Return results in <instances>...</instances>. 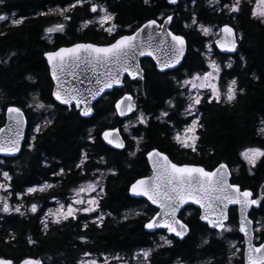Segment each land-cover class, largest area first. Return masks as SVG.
I'll return each instance as SVG.
<instances>
[{"label": "trees", "instance_id": "trees-1", "mask_svg": "<svg viewBox=\"0 0 264 264\" xmlns=\"http://www.w3.org/2000/svg\"><path fill=\"white\" fill-rule=\"evenodd\" d=\"M72 2L74 0H5L0 5V12L11 14L13 19L23 18L20 25L0 31V125L4 122L3 110L8 104L21 107L27 118V134L21 153L16 158L0 159L3 161L0 169L12 177V200L39 206L35 215L30 212H25V216L0 214V257L13 259L15 264L26 257L49 264H74L85 253H120L127 257L140 247L158 244V238L165 236L164 231L148 233L144 230V223L155 209L143 199H133L128 194V187L135 179L149 174L145 153L152 148L163 151L176 163L197 164L207 170L226 163L232 169L231 182L242 189H250L254 195H258L259 190L264 195L261 188L264 185V167L258 164L253 169L254 174L250 175L249 166L239 157L244 147L264 146V139L255 133L260 120L264 119V23L252 18V2L242 0L241 11L229 16L226 9L224 12L214 10L208 0H196L195 4L193 0H179L176 6L168 5L166 0H151L150 5H145L143 0H94L104 3L115 13L114 23L120 29L119 35L132 32L146 20L171 14V30L185 35L187 42L184 60L177 69L160 73L150 59H142L144 79L130 81L126 78L121 89H113L94 104L90 118L81 117L74 107L55 105L52 122L37 133L33 126L42 116L34 112L32 119L27 105L36 93L45 102L50 101V80L43 54L52 46L45 38L44 29L55 23H65L59 13L52 10L67 7ZM223 2L221 0V4ZM88 9L89 5L85 4L66 13L72 20L66 22L64 33L56 34L57 44L112 42L113 38L96 26L79 30L84 20L96 15ZM41 12L49 14L41 16ZM193 15L199 23H229L236 29L239 35L237 49L223 65L222 75L226 82L236 79L238 86L244 89L231 105L209 104L206 96L202 98L197 109L204 128L199 131L196 152L182 148L173 139L174 130L185 126L182 111L187 99L178 82L185 71L203 69L205 63L207 37L196 26L185 28V24L191 25ZM214 52L221 61L225 60L226 56L215 48ZM124 92L134 94L138 110L144 112L149 120L147 127L141 124L131 126V137L122 130L125 148L117 150L103 143L101 133L115 126L122 129V120L114 112V102ZM169 99L177 105L176 108L168 107ZM161 111H169L171 119L164 118L167 122L157 120ZM191 119L189 116L187 121ZM89 134L95 137V143L90 141ZM132 136L143 139L137 145ZM84 152L88 153L89 159L84 175H81L76 164ZM132 152H135L134 156L130 155ZM101 157L104 163H99ZM60 168L65 169L60 186L53 185L44 192L17 199L15 192L43 185L52 180L53 173ZM97 169L106 172L102 183L106 195L100 200L99 207L104 213L102 226L97 227L93 223L95 214H92L69 218L60 224L49 222L48 229L44 230L42 210L51 204L52 199H65L71 188L93 178ZM113 171L115 175L111 174ZM136 209L140 210V215H124L126 211ZM198 214L193 207L180 214L190 231L182 240L166 237L172 241V247L155 250L151 256L153 264H170L175 258L187 264H208L209 261L211 264H242V251L231 257L228 244L230 240L241 242L238 231L235 229L220 236L218 231L209 230L201 223ZM250 215H256L264 223V201ZM85 223L88 224L87 229L83 227ZM228 223L237 225L235 208L229 209ZM260 236H264V229ZM29 237L35 243L30 244ZM205 239L209 241L207 244L203 243ZM129 264L134 262L129 261Z\"/></svg>", "mask_w": 264, "mask_h": 264}, {"label": "snow or ice", "instance_id": "snow-or-ice-1", "mask_svg": "<svg viewBox=\"0 0 264 264\" xmlns=\"http://www.w3.org/2000/svg\"><path fill=\"white\" fill-rule=\"evenodd\" d=\"M4 2L5 0H0V5L4 4ZM143 2L145 5H150L151 0H143ZM195 2L196 0H193L194 4ZM168 3L176 4L177 0H168ZM208 3L214 10L224 12L226 9L229 16H234V14L241 11L242 0H224L222 4L221 0H208ZM85 4L89 5L88 11L96 15L92 19L84 20L79 30L83 31L90 25L96 26L98 30H102L112 37V42L102 45L91 42L75 43L70 47H61L54 51L46 52L45 56L49 64L52 80L56 82L55 90L52 91L51 96L61 105L69 106V108L74 106L79 110L80 116L89 117L94 112L92 101L97 100V97H102L106 89H113L114 86L122 87L123 81L121 77L124 73H127L132 80L144 79V71L140 66L138 57H152L156 61V67L163 73L167 69L175 68L176 65L181 63L186 51V39L185 35L175 34L168 30L167 25L173 21V16H164V14H161L162 23L158 22L161 17L150 19L130 34L119 35L120 29L114 23L116 19L115 13L110 11L104 3L94 2V0H74L67 7H57L52 10L53 13H59L65 23H56L45 28V38L51 42L52 34L64 33L66 22L72 20V17L66 15V13L77 7H83ZM48 14L45 12L39 13L41 16ZM251 16L264 23V0H255ZM8 19L7 15H0V21ZM22 22L23 18L12 20V24L16 26ZM192 26H196L205 37L216 34L213 32L212 27L199 23L195 15L191 17V25L185 24V28ZM128 27L131 28V25ZM219 32L223 33L224 36L215 42V47L220 48L222 51L234 52L237 47V34L234 28L229 24H224L223 27L219 28ZM206 48V55L210 57L213 44H207ZM228 67H231V64ZM208 68L210 71H206L203 74H192L189 79L178 82L179 87L188 90L189 103L182 113L185 117V127L182 132H177L173 139L182 148L191 149L193 152L197 151L196 144L200 140L199 131L204 128L197 109V106L202 101V97L199 94L200 90L205 89L211 93L207 100L209 104L215 102L228 105L233 104L238 99V96L244 92V89L238 86L236 79H232L226 87H221L218 80L221 67L215 60L209 59ZM84 73L92 74L90 77L85 76L84 78L87 80V86H84V80L81 79V75ZM192 90H196L197 94L192 95ZM32 101L33 103L29 104L28 107L34 110H47L53 107L52 104L41 102L39 94H34ZM167 104L170 109L177 107L171 99L167 101ZM115 109L116 114L123 117L127 116L128 113L136 112L137 106L133 102L132 95L125 94L116 102ZM7 112L12 124L7 126V135H0V153L14 155L20 151L21 147L24 112L20 107L16 106H9ZM189 116L192 117L190 123L187 121ZM164 118L171 119L169 111H161L159 116L156 117L161 122H167ZM148 120L149 117L140 111L136 115L135 123L147 127ZM50 123V120L45 121V125ZM130 124H132L131 120L124 125L125 132L129 131ZM35 131L37 133L41 131L40 125L36 126ZM4 132L5 129L0 128V133ZM255 133L257 137L264 139V119L260 120ZM102 138L115 149L125 148V143L117 129L105 130L102 133ZM89 139L92 143H95V137L91 136V134H89ZM132 139L139 145L143 137L132 136ZM29 147L31 148V145ZM130 155L134 156L135 152L130 153ZM239 157L249 166V174L252 175L254 174L253 169L258 164L260 167H264V146L244 147L240 151ZM147 158L152 166V175L135 180L129 187L130 195L145 197L151 204L160 208V211L144 224L145 229L151 230L162 227L181 240L184 239L190 229L187 223L177 217V213L185 204L191 202L199 205L201 210L199 218L201 221H205L213 229L227 232L230 229L225 223L227 220L226 210L230 204L238 205L241 212L240 232L245 233V242L248 243V249L245 252L247 264H264V243L255 247L251 244L250 239H247V237H250L249 226L252 221L245 216L250 207L260 206L261 201H264V195L253 198L254 194L252 191L248 189L241 190L238 184L229 183L228 178L231 173L226 163H220L215 169L209 171L199 165L175 163L169 159L168 155L155 148L147 152ZM88 159V153L84 152L81 154L80 162L76 164V168L81 170V175H84V168ZM104 162L103 157H101L99 163ZM0 163H3V161H0ZM68 171L71 172V169ZM97 172H99V169H97ZM111 174L115 175L116 173L113 171ZM53 175L64 176L65 169L60 168ZM93 175L95 177V174ZM103 175V173H100L101 177ZM0 176L3 177V181H7V183L0 182V191L5 193V195L0 196V213L8 215L16 213L20 216H25L26 213L21 211L22 205L13 206L9 202L13 195L11 188L12 177L9 172L0 170ZM52 187L53 185L50 183L31 186L25 190L15 192V195L17 199L22 200L25 196L44 192ZM261 188L264 189V185H261ZM72 191L73 197L71 198V203L67 204L66 210L65 204L57 201L59 207L55 211L49 209L45 213V218L41 219L44 230L48 229L49 220L51 224H60L63 221H68L69 218L76 219L78 213L89 214L97 212L100 207V200L106 195L99 178L91 179ZM93 193H96V195H92ZM85 195L88 197L86 200L84 198ZM27 211L34 215L37 214L38 205L32 203ZM135 214L140 215L138 211ZM108 215H111V213H108ZM127 218L125 216V219ZM103 221L104 214L101 213L93 223L100 227ZM83 227L87 229L88 224L85 223ZM12 239H15V236H12ZM161 240L164 245L171 247V240L166 239L164 236H161ZM28 242L30 244L35 243L30 237ZM208 242L205 239L203 243L207 244ZM152 251V249H141L137 255L148 261ZM90 255V253H85V256ZM114 259H119V257ZM0 264H14V260L0 257ZM19 264H43V261L33 257H26ZM80 264H97V261H81ZM104 264H109L107 257L104 259ZM176 264H182V261L178 258ZM208 264H211V261Z\"/></svg>", "mask_w": 264, "mask_h": 264}, {"label": "water", "instance_id": "water-1", "mask_svg": "<svg viewBox=\"0 0 264 264\" xmlns=\"http://www.w3.org/2000/svg\"><path fill=\"white\" fill-rule=\"evenodd\" d=\"M166 2H167V4L170 5V6H176V5L178 4L179 0H177V3H176V4H169V3H168V0H166ZM169 15H171V14H169ZM152 19H156V18H152ZM149 20H150V19H149ZM147 21H148V20L144 21V22L141 23L138 27L144 25ZM158 22L162 23V22H163V18H161L160 20H158ZM224 24H229V23H224ZM224 24H221L219 28L223 27ZM170 25H171V23L167 25V28H168V30L172 31L171 28H170ZM229 25L232 26L231 24H229ZM138 27H137V28H138ZM232 27H233V26H232ZM137 28H135L133 31H135ZM233 28H234V27H233ZM234 30H235V32H236V34H237V36H236V44H238V38H239V35H238V32L236 31L235 28H234ZM172 32H173V31H172ZM130 33H131V32H130ZM130 33H125V34H130ZM173 33H175V32H173ZM175 34H179V33H175ZM122 35H123V34H122ZM145 35H146V34H145ZM223 36H224V34L221 33V32H219V36H218V37L214 40V42H213L214 47H215V42H216L217 40L222 39ZM77 43H88V42H77ZM74 44H75V43H74ZM71 45H72V44H71ZM71 45H69V46H63V47H70ZM101 45H102V44H101ZM60 48H61V47H60ZM58 49H59V48H58ZM215 49H216V51H217L218 53H220V54H222V55H226V56H233V55L235 54V52H236V50H235L234 52L222 51L220 48H217V47H215ZM236 49H237V47H236ZM47 52H49V51H47ZM186 52H187V42H186V51H185V55H186ZM45 53H46V52H45ZM45 53L43 54V58H44L45 63H46V65H47V67H48L49 76H50V78H51V80H52V77H51V74H50L49 64H48L47 58H46V56H45ZM185 55H184V57H185ZM145 58L150 59V60L153 62L156 71H157V72H160L159 69L156 67V61L153 60L152 57H149V56H141V57H138V61H139L140 66H141L142 69H143V67H142V64H141V60H142V59H145ZM183 60H184V58L181 60V63H180L179 65H176L175 68L167 69L165 72L173 71V70L177 69L178 67L181 66ZM143 71H144V69H143ZM160 73H162V72H160ZM163 73H164V72H163ZM91 75H92L91 73H84L83 75H81V79L84 80V86H87V80L84 79L85 76H89V77H90ZM125 78H127V79L130 80V81H133L130 77H128L127 73H124L123 76L121 77V80L123 81V84H124V79H125ZM52 82H53V86H52L51 93H52L53 90H55V87H56V82L53 81V80H52ZM122 87H123V86H122ZM122 87H115V86H114L113 89H121ZM113 89H106V90H105V93L103 94V96H105L106 94H108L109 92H111ZM125 94H131L132 97H133V102L135 103L136 106L138 105V104H137V101H136V98H135V96H134L133 93H131V92H124V93H122V94L120 95V97H118V98L116 99V101L114 102V112H115V115H116L118 118L123 119V120L126 119L127 117L133 115V114L135 113V112H134V113H128L127 116H123V117H122V116H119L118 114H116L115 104H116V102H117L118 100H120L123 96H125ZM103 96H102V97H103ZM51 97H52V96H51ZM102 97H97V100L92 101V104L94 105V104H95L100 98H102ZM52 99L55 101L54 97H52ZM55 102L58 103V104H60L58 101H55ZM60 105H61V104H60ZM9 106H16V107H19V106L14 105V104H8L7 106H5V108H4V110H3V114H4V122H3L2 125H0V128L5 129V132H4V133H0V135H7V126H9V125L12 124V121L9 119V114H8V112H7V108H8ZM62 106H64V107H68V108H69V106H66V105H62ZM73 107H74V106H73ZM20 108H21V107H20ZM74 108H75V107H74ZM21 109H22V108H21ZM75 110H77V109L75 108ZM22 111H23V110H22ZM77 111L79 112V110H77ZM136 111H137V110H136ZM23 112H24V111H23ZM93 113H94V112H93ZM92 115H93V114H92ZM92 115H91V116H92ZM91 116H89V117H83V118H90ZM81 117H82V116H81ZM23 119H24V124H23V127H22V138H21V141H20V145H21V147H20V151L17 152V153H15L14 155H6V154H4V153H0V158H16V157L19 156V154L21 153V150H22L23 144H24V142H25L26 133H27V118H26L25 114H24V118H23ZM108 129H117V130L119 131V135H120V137L123 139V141H124V143H125V140H124V137H123V134H122V130H121V128H120L119 126H115V127L107 128V129H105V130H108ZM105 130H104V131H105ZM104 131H103V132H104ZM103 132H102V133H103ZM102 133H101V139H102L103 143H104L106 146H108V147H110V148H113L111 145H108V144L103 140V138H102ZM113 149H115V148H113ZM152 149H154V148H152ZM152 149H149L147 152L151 151ZM155 149H157V148H155ZM117 150H121V149H117ZM157 150H159V149H157ZM159 151H160V150H159ZM147 152L145 153V158H146L147 165H148V167H149V174L146 175V176H143V177L151 176V175H152V171H153V170H152V166H151V164L149 163L148 158H147ZM161 152H163V151H161ZM163 153H164V152H163ZM164 154H166V153H164ZM166 155H167V154H166ZM168 157H169V156H168ZM169 159H170V158H169ZM173 162H174V161H173ZM175 163H176V162H175ZM183 164H185V163H183ZM219 164H220V163H219ZM194 165H197V164H194ZM199 166H201V165H199ZM217 166H218V165H216L213 169H215ZM202 167H203V166H202ZM213 169H211V170H213ZM206 170H207V169H206ZM211 170H209V171H211ZM229 170H230V173H231V172H232L231 167H229ZM140 178H142V177H139V178H137V179H140ZM137 179H135V180H137ZM228 179H229V183H233V182H231V174L229 175V178H228ZM135 180H134L132 183H134ZM132 183H131V184H132ZM131 184H130V185H131ZM235 184H236V183H235ZM130 185H129V187H130ZM129 187H128V194H129V196H130L131 198H133V199H143L148 205H150V206H152V207H154V208L156 209L155 213H154L151 217H149V219L144 223V224H146V223H147L152 217H154V216L156 215L157 212L160 211V208L157 207L156 205L151 204V202L147 201V199H146L145 197H136V196H132V195H130V193H129ZM240 188H241V187H240ZM241 190H244V189L241 188ZM248 190H250V189H248ZM250 191H251V190H250ZM260 195H262V193H261V191L259 190L258 195L255 196V197H258V196H260ZM255 197H253V198H255ZM187 207H193V208H196V209L198 210V212H199V214H198V220H199L201 223L205 224L209 230L218 231V230H216V229H213V228L209 227L205 221H201V220H200L199 217H200V214H201V210H200V208H199V205L192 204L191 202L185 204V205L182 207V209L177 213V217H178V218L181 219L180 214H181V213H182ZM258 207H259V206H252V207H250V208L248 209V212L245 213V216L247 217L248 220H251V221H252V219H251V218L249 217V215H248L249 212H250L252 209H257ZM230 208H236V210H237V225H238V233L240 234V236H241V238H242V242H241V243H242V264H247V259H246V256H245V252H246V250L248 249V243L245 242V241H246L245 233L240 232V220H241V212H240V208H239L238 205H231V204H230V205L228 206V209L226 210V214H227V220L225 221L226 224H227V222H228V220H229V209H230ZM181 220H182V219H181ZM182 221H183V220H182ZM183 222H184V221H183ZM184 223H185V222H184ZM144 230H145L146 232H148V233H154V232H156V231H158V230H163L164 233H165V235H166L167 237H173V238H176V239L181 240L179 237H176L173 233H169L165 228H162V227H160V228H156V229H151V230H149V229H145V228H144ZM249 232H250V237H247V239H250L251 244H252L253 246L258 247L260 244L264 243V238H263L260 242H258V243L255 242V233H254V224H253V221H252V224L249 226Z\"/></svg>", "mask_w": 264, "mask_h": 264}, {"label": "rangeland", "instance_id": "rangeland-1", "mask_svg": "<svg viewBox=\"0 0 264 264\" xmlns=\"http://www.w3.org/2000/svg\"><path fill=\"white\" fill-rule=\"evenodd\" d=\"M251 2H252V5H253V7L255 6V0H250ZM56 24V23H55ZM201 24H203V23H201ZM52 25H54V24H52ZM52 25H50V26H52ZM204 25H206V26H210V27H212L213 28V32L214 33H216L215 35H211V36H209V37H207V41H206V43L204 44V57H205V62L207 63V66H208V63H209V59H211V60H215L216 61V63L219 61V59H218V57L215 55V52H214V47H213V49H212V55L210 56V57H208L207 55H206V53H207V48H206V45L207 44H209V43H212L213 44V42H214V40L219 36V24H214V23H212V24H204ZM228 61V60H227ZM226 63H228V62H226V60H224V61H219V65H220V67H221V74H223V65H226ZM207 71H210V69L209 68H207ZM204 72H206V71H203V73ZM203 73H201V74H203ZM220 74V75H221ZM190 76L191 75H189V76H184V75H182V77L180 78V80L179 81H183V80H185V79H189L190 78ZM219 83H220V85H221V87H226V85L231 81V80H228L227 82L226 81H224V78L222 77V76H219ZM181 88V87H180ZM181 90H182V94H184V95H186V99H187V103H186V105H185V107L187 106V104L189 103V101H188V90L186 89V88H181ZM197 94V91L196 90H192V95H196ZM199 94L201 95V97H204V96H206L207 98L209 97V95L211 94L208 90H205V89H201L200 90V92H199ZM31 103H33V101L31 100L30 101V103L29 104H31ZM28 104V105H29ZM184 107V108H185ZM51 108H48L47 110H34L33 108H32V110L35 112V113H39V114H41V116L42 117H44V113H48V111L50 110ZM138 112H140L139 110H137V112L133 115V116H131V117H129V118H127V119H125V121H124V123L122 124V130L124 131V125L125 124H128L129 123V120H131L132 121V124H130L129 125V131L128 132H126L127 134H128V137H131L130 136V128H131V126H133V125H136V124H138V123H135V121H136V115L138 114ZM182 112H184V109H183V111ZM190 122V121H189ZM185 126H182L181 128H176L175 130H174V132H173V136H175V134L177 133V132H182V129L184 128ZM35 128H36V126L34 127V131H35ZM125 132V131H124ZM1 161V160H0ZM1 170V169H0ZM103 174L105 175L106 174V172L104 171L103 172ZM104 175L101 177L100 175H95V177L93 176V178H91V179H94V178H99L100 179V181H101V185H102V183H103V178H104ZM91 179H88V180H85V181H83L82 183H80L79 185H81V184H85L87 181H89V180H91ZM0 182H5V183H7V181H3V177L2 176H0ZM79 185H77V186H75V187H73V188H71L69 191H68V193H67V195H66V198L65 199H52L51 200V204L47 207V208H44L43 210H42V212H41V216H42V219H44L45 218V213H47L48 212V210L49 209H52L53 211H55L58 207H59V204L57 203V201H59L60 203H63V204H65V210H66V207H67V204L68 203H71V198L73 197V189L74 188H77ZM3 195H5V193L4 192H2V191H0V196H3ZM92 195H96V193H93ZM85 200L88 198L87 197V195H85ZM99 198V197H98ZM9 202H10V204L11 205H13V206H15V205H17V204H20V205H22V207H21V211L22 212H28L27 211V209L31 206V205H25L24 203H22V202H20V201H18V200H12L11 198H10V200H9ZM78 207V206H77ZM38 209H39V206H38ZM140 212V210H138V209H136V210H129V211H126L125 213H124V215H132V214H135L136 212ZM102 212L100 211V209H98V211L97 212H93V213H89V214H83V213H78L77 214V217L79 216V215H88V216H90V215H92V214H95V216H94V218H95V220H96V217L98 216V215H100ZM0 214H4V213H0ZM102 214H104V213H102ZM49 222H50V220H49ZM226 226L230 229L229 231H227V232H223L222 230L221 231H218V234L220 235V236H222V235H225L226 233H230L231 231H233V230H237L238 229V226L236 225V226H234V225H232V224H229V223H227L226 224ZM165 238H166V236H164ZM159 239V244H163L164 242L161 240V237H159L158 238ZM257 239V238H256ZM229 252H230V254H231V257L233 256H238L239 255V252L240 251H242V247H241V242L240 241H237V240H230L229 241ZM140 251H138V252H136V256L135 255H133V253H134V251L131 253V255L130 256H124V255H122V254H120V253H99V254H91L90 256H85V254H83V255H81V256H79L78 257V259L76 260V262L74 263V264H80V262L81 261H85V262H87V261H89V260H96L97 261V264H104V259H105V257H107V259H108V262H109V264H129V261H133V262H135L136 260L134 259V258H138V253H139ZM116 257H119V259H114V258H116ZM43 264H49V263H43Z\"/></svg>", "mask_w": 264, "mask_h": 264}, {"label": "flooded vegetation", "instance_id": "flooded-vegetation-1", "mask_svg": "<svg viewBox=\"0 0 264 264\" xmlns=\"http://www.w3.org/2000/svg\"><path fill=\"white\" fill-rule=\"evenodd\" d=\"M0 15H7L8 17H9V19L8 20H6V21H0V31L1 30H4V29H10V27L13 25L12 24V20H13V16L11 15V14H4V13H2V12H0ZM56 34H61V33H55V34H52L51 35V42H48L49 43V45H51L52 47L51 48H48L46 51H44V52H47V51H54V50H56V49H58V48H60V47H63V46H69V45H71V44H74V43H77V42H91V41H73V42H61L60 44H57L56 42H55V38H56ZM49 41V40H48ZM91 43H93V42H91ZM96 44H99V43H96ZM218 57V56H217ZM218 59H219V57H218ZM227 57L225 58V60L227 61ZM219 61H220V59H219ZM219 61L217 62V64L219 63ZM46 67H47V65H46ZM203 69H194V70H190V71H185L182 75H184V76H189V75H192V74H195V73H203V71H207V68H208V66H207V63L205 62L204 63V65H203ZM47 74H48V77H49V80H50V101H44V100H42L41 98H40V101L41 102H43V103H45V104H52L53 105V107H51V109L48 111V113H44L43 115H44V117H42V119H40V120H38V121H36V123H35V125L33 126V127H35V126H37V125H40V127H41V130L42 129H44V128H46L48 125H50V124H47V125H45V121L46 120H50L51 122H52V113H53V110H54V106L55 105H59V106H62V105H60V104H58V103H56L53 99H52V97H51V90H52V86H53V82H52V80H51V78H50V76H49V71H48V67H47ZM221 74V73H220ZM220 76H222L223 77V75L221 74ZM126 79V78H125ZM124 79V80H125ZM218 79H219V77H218ZM36 94H38V93H36ZM40 96V95H39ZM185 98H186V95H185ZM203 98V97H202ZM27 107H28V105H27ZM62 107H64V106H62ZM66 108H68V107H66ZM72 108V107H71ZM75 109V108H74ZM28 112L30 113V115H31V117H32V119H34V116H33V113H34V111L32 110V108H30V107H28ZM122 121V124L124 123V121L125 120H123V119H121ZM191 122V121H190ZM189 122V123H190ZM121 124V125H122ZM34 129V128H33ZM27 134V133H26ZM31 143L28 141V145H30ZM59 171V169L56 171V172H58ZM104 172V170L103 169H101V170H99V172H97V170L95 171V175L97 176V175H100V173H103ZM62 177L63 176H57V175H54L53 176V179L52 180H49V181H47L46 183H50V184H52V185H56V186H60L61 184H62ZM66 195H67V193H66ZM255 196H257V195H253V197H255ZM66 198V197H65ZM56 199H60V198H56ZM154 208V207H153ZM188 208L189 207H187L182 213H185V212H188ZM155 209V208H154ZM235 210H236V208H235ZM252 210H254V209H252ZM252 210L249 212V217L252 219V221H253V224H254V232H255V241H256V243H258V242H260L263 238H264V236L262 237V236H260V234H261V231L264 229L263 227H264V223L263 222H261L260 220H259V218L256 216V215H250L251 214V212H252ZM155 211H156V209H155ZM236 215H237V210H236ZM257 238V239H256ZM163 245V246H162ZM163 247H165V248H169V246H167V245H164V244H152V245H150V246H146V247H140V248H138V249H136V250H134V253H133V255H135L136 256V252H138V251H140L141 249H152L153 251H152V253H151V255H150V257L148 258V261H145L144 259H143V257L142 256H138V258L136 259V258H134L136 261L134 262V264H153V261H152V258H151V256H152V254H153V252H155V250H158V249H160V248H163ZM171 247H172V245H171ZM123 255V254H122ZM177 259L178 258H175L174 260H172V262L170 263V264H176V261H177ZM180 259V258H179ZM181 260V259H180ZM182 261V260H181ZM15 264V263H14ZM16 264H19V262L18 263H16ZM182 264H187L186 262H183L182 261Z\"/></svg>", "mask_w": 264, "mask_h": 264}]
</instances>
